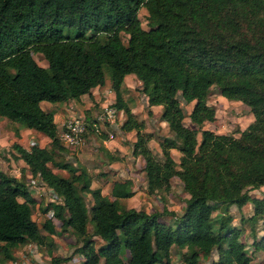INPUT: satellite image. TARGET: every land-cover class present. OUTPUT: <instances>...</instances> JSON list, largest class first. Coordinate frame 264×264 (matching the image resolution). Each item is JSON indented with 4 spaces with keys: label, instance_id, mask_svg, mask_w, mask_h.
Segmentation results:
<instances>
[{
    "label": "trees",
    "instance_id": "trees-1",
    "mask_svg": "<svg viewBox=\"0 0 264 264\" xmlns=\"http://www.w3.org/2000/svg\"><path fill=\"white\" fill-rule=\"evenodd\" d=\"M140 7L146 29L137 16ZM105 72L114 93L110 105L124 115L119 128L135 132L131 154L143 160L146 192L167 191L175 175L187 193L173 226L159 218L162 212L121 203L130 191L128 179L113 180L109 197L104 196L90 186L83 165L53 152L64 145L53 111L41 108L40 101L90 94L103 84ZM128 73L139 80L147 106L160 105L169 135L142 131L144 122L122 95ZM212 86L248 106L253 118L237 136L203 127L214 119L206 102ZM189 102L186 111L181 103ZM0 116L49 138L48 146L13 142L11 147L58 199L49 202L40 232L30 216L35 198L24 182L0 169L1 260L13 258L11 250L26 242L48 248L56 218L61 230L80 238L73 253L81 264L100 259L102 264H171V247L180 264H203L213 249L216 258L209 264H249L228 207L249 202L253 215L264 213V189L258 197L247 191L264 184V0H0ZM90 124L84 120L85 128ZM152 137L160 159L147 144ZM171 149L179 153L178 170ZM82 193L89 195V206ZM251 246L264 261V233L252 237ZM69 257L52 255L49 261Z\"/></svg>",
    "mask_w": 264,
    "mask_h": 264
},
{
    "label": "rangeland",
    "instance_id": "rangeland-1",
    "mask_svg": "<svg viewBox=\"0 0 264 264\" xmlns=\"http://www.w3.org/2000/svg\"><path fill=\"white\" fill-rule=\"evenodd\" d=\"M137 16L140 25L146 29L148 26L146 23V12L143 7L137 10ZM126 38L127 35L121 33V39L124 43L126 42ZM32 56L39 65H46L45 60L39 53H33ZM93 94L90 90V94L85 97V100L79 103L83 104V106L84 103H88L87 107L81 108L80 110L76 109L70 115H64L61 118L55 117L57 133H59L61 128V122L69 116H82L85 123L92 124V126L90 124L92 127L90 129L86 126L78 145L72 148L64 146L63 150L53 151L56 158L68 159L73 163L83 165L92 178L90 182L91 186L95 187L97 185L103 195L108 194L110 183L114 177L128 179L130 191L125 198L121 199V203L125 207H141L145 211L156 210L162 212L159 218L173 226L174 218L181 213L185 205V198L187 197V193L182 188L181 181L174 175L170 178V186L167 191L160 190L154 193H147L145 190L144 172L141 171V157L139 156V160H137L128 151L121 154L114 149V141L117 138L123 142H128L127 136L131 137L133 135H131L132 133H124L119 128L120 123L117 118V112L114 113L111 121L106 118L104 107L111 106L110 104L114 99V93L109 88V79L106 72L104 74L103 84ZM122 95L131 109L137 113L136 116L138 118L144 116L146 122L144 123L142 131L146 133L151 132L154 135L170 134L165 122H160L159 108L156 106H147L145 95L140 90V82L132 73L125 75L123 78ZM206 102L214 108V119L204 122L203 127L215 132H229L237 136L239 134L238 131L244 128L253 118L247 105L237 99L223 97L214 86L210 87ZM191 104V102L181 103L186 111L190 109ZM147 108L151 110L150 115L146 114ZM183 123L191 126L187 117L183 118ZM101 135H105L110 141L106 143L102 142L100 140ZM151 139H154V142L149 143V148L155 158L160 159L161 154L159 147H157V142L155 138L152 137ZM8 147L11 148L10 145ZM0 152L10 153V150L1 148ZM170 153L174 159L173 168L178 170L179 153L175 149H171ZM11 168L19 170L16 164L12 165ZM8 173L13 174V170H8ZM62 174L65 175L66 172H62ZM20 179L25 182L24 185L37 197V201L30 205V216L40 227L42 221L51 212L49 202H54L57 199H50L51 195L48 189L44 184L39 182L38 178L33 176L26 177L21 172ZM263 189L264 184L258 188H249L247 191L251 196L258 197L261 195ZM82 194L84 196V202L89 206L91 202L89 195L86 193ZM45 206L47 209L43 210ZM228 213L231 216L230 224L240 228L238 238L244 245L249 258V264H264L262 252L251 246L252 237H259L264 233V213L253 215L249 202H245L240 207L231 204L228 207ZM52 221V231L49 233L52 243L48 248L43 245H36L33 242H26L11 250L13 255L11 259L1 260L0 254V264H51L49 259L52 255L70 256L69 259L63 260L58 264H81V257L73 253L74 247L80 243V238L71 229L61 230L59 227L60 221L56 218H52ZM40 232H44L41 227ZM93 239L97 244L101 241L97 236H93ZM123 258L124 260L127 258V253L123 255ZM215 258L216 251L213 249L207 258L201 259V263L209 264ZM170 260L171 264H180L178 252L174 247H171L170 250ZM98 264H102L101 259Z\"/></svg>",
    "mask_w": 264,
    "mask_h": 264
},
{
    "label": "crops",
    "instance_id": "crops-1",
    "mask_svg": "<svg viewBox=\"0 0 264 264\" xmlns=\"http://www.w3.org/2000/svg\"><path fill=\"white\" fill-rule=\"evenodd\" d=\"M128 74H131V73H128ZM99 87L100 86L92 87L90 89L91 93L93 94L94 92H97ZM88 95L89 94H87V93L81 94L79 96V98L76 100L75 99H68L65 101H56V102H46L45 100H42V101H40L39 104H40V107L43 108L44 110L53 111V120L55 122V117L61 118L64 115H70L76 109L80 110L81 108L87 107L88 103H84V106H83V104H79V103H80V101H84L85 97ZM93 97L95 98L94 94H93ZM145 99H146V96H145ZM87 102H88V100H87ZM77 104H78V106H77ZM151 106L158 107L159 112H160V105H151ZM131 111L135 115L137 120H142L144 123L146 122V120H144L145 119L144 116H140L138 118L136 116L137 113L133 109H131ZM116 112H117V116H118L117 117L118 121H119V123H121V121L123 120V117H124L123 112L121 110H116ZM160 122L164 123L163 120H160ZM204 122H206V121H204ZM123 132L124 133H132L131 135H133V136H131V137L127 136L128 142H123V141H121V139L117 138L114 141V144H115L114 149H116L121 154H124V152H127V151L129 152V154H131V146H132L131 144L135 139V135H134L135 132H134V130L123 131ZM106 139H108V138L101 139V141L104 143H106L107 141H110V139H108V140H106ZM48 141H49V138L46 135H44L42 132L37 131V130L32 129V128L23 127L18 122H14V121H11L4 116H0V149L4 148L6 150H8V149L10 150V153L9 152H0V169L3 171H6V172H8V170H13L12 175L19 178V180H21L20 179L21 172H23L24 176H26V177L32 176L30 174L28 168H27V165L20 158L16 157L18 155V152L14 148L11 147V144L13 142H16L25 148H29V146L32 144H36L38 146H48ZM150 142H154V139H150L148 141V146H149ZM9 145L11 148L8 147ZM157 147H158V145H157ZM153 150H157V149H153ZM131 156H133V155L131 154ZM134 157L137 160H139V156H134ZM141 162H142L141 166H143L142 158H141ZM14 164H16L18 166L19 170L11 168V166ZM9 166H10V168H9ZM52 171L59 174V175H62V176L67 175V172L63 169L52 168ZM141 171H142V167H141ZM62 172H66V174L64 175V174H62ZM33 177L37 178L36 176H33ZM113 180H123V179H121V178L118 179V178L114 177L112 179V181ZM21 181L24 182L23 180H21ZM112 181H111V183H112ZM39 182L42 183L40 180H39ZM111 183H110V186H111ZM90 186H91V184H90ZM91 187H94V186H91ZM95 187H98V186L96 185ZM46 188L48 189V187H46ZM26 189L30 192V194L37 201L36 195L34 193H32L27 187H26ZM109 190H110V187H109ZM101 194H102V192H101ZM104 196L109 197V191H108V194L104 195ZM19 200H20V198H19Z\"/></svg>",
    "mask_w": 264,
    "mask_h": 264
},
{
    "label": "built area",
    "instance_id": "built-area-1",
    "mask_svg": "<svg viewBox=\"0 0 264 264\" xmlns=\"http://www.w3.org/2000/svg\"><path fill=\"white\" fill-rule=\"evenodd\" d=\"M106 118L110 121L113 119L112 116L116 113V109L112 106L104 107ZM85 129L84 120L82 116H69L61 122V128L58 133L60 141L65 147H74L78 145L82 139V133ZM50 199L56 198L55 195L50 191ZM58 200V199H57ZM56 201V200H54Z\"/></svg>",
    "mask_w": 264,
    "mask_h": 264
}]
</instances>
